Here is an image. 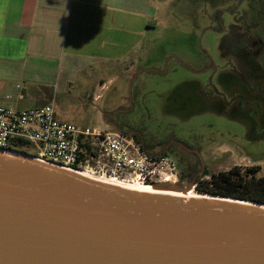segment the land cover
<instances>
[{"label": "rangeland", "instance_id": "1", "mask_svg": "<svg viewBox=\"0 0 264 264\" xmlns=\"http://www.w3.org/2000/svg\"><path fill=\"white\" fill-rule=\"evenodd\" d=\"M152 1L154 27L132 31L134 47L86 68L66 91H56L58 119L133 130L128 134L140 135L146 150H166L176 160L173 141L185 142L199 152L208 188L226 186L216 176L235 165L260 166L264 175V102L254 105L264 99V58L255 49L262 42L250 43L257 31L252 23L261 19L257 7L250 8L254 2ZM188 191L213 195L196 185Z\"/></svg>", "mask_w": 264, "mask_h": 264}, {"label": "water", "instance_id": "2", "mask_svg": "<svg viewBox=\"0 0 264 264\" xmlns=\"http://www.w3.org/2000/svg\"><path fill=\"white\" fill-rule=\"evenodd\" d=\"M219 197L130 190L0 150V264H264V203Z\"/></svg>", "mask_w": 264, "mask_h": 264}, {"label": "crops", "instance_id": "3", "mask_svg": "<svg viewBox=\"0 0 264 264\" xmlns=\"http://www.w3.org/2000/svg\"><path fill=\"white\" fill-rule=\"evenodd\" d=\"M155 19L152 0H0V106L55 108L56 91L123 57Z\"/></svg>", "mask_w": 264, "mask_h": 264}, {"label": "built area", "instance_id": "4", "mask_svg": "<svg viewBox=\"0 0 264 264\" xmlns=\"http://www.w3.org/2000/svg\"><path fill=\"white\" fill-rule=\"evenodd\" d=\"M19 141L29 142L38 160L100 179L175 186L181 182L177 160L167 153L152 154L117 129L62 121L52 102L24 109L0 106V150H10Z\"/></svg>", "mask_w": 264, "mask_h": 264}, {"label": "trees", "instance_id": "5", "mask_svg": "<svg viewBox=\"0 0 264 264\" xmlns=\"http://www.w3.org/2000/svg\"><path fill=\"white\" fill-rule=\"evenodd\" d=\"M241 2L245 0H240ZM252 4V7H257L259 14L258 16L261 17L259 21L255 23H252V26H257L256 34H253L250 38V43L253 41H261L262 44L258 45L255 49L256 51L260 52L258 56H260L259 60H262L264 58V0H250L249 5ZM247 8V7H246ZM238 9V6L235 8H230V12H234ZM246 10V9H245ZM223 10L218 11V17L220 20V16L222 15ZM219 31H223L224 26L220 24V26L217 28ZM257 57V56H256ZM264 61V60H263ZM264 64V62H263ZM245 99L248 101L249 97H245ZM257 104L254 103L255 106H261L264 102V99L260 98L257 100ZM108 124H112L110 122H107ZM120 131L124 133H130L133 132V130L125 131L121 128H119ZM118 130V129H117ZM138 142L142 143L143 148H145V144L143 143L142 138L138 134L132 135ZM32 148V145L27 141H19L17 142L12 150L20 151V152H28V149ZM148 151V150H146ZM149 152V151H148ZM152 153V152H150ZM166 153V150L160 152V153H152V154H164ZM177 162L180 169V181L186 182V184L194 183L197 186V190L203 191L205 193H210L213 195H219V196H228V197H235L240 199H250L255 200L259 202L264 203V175H259L258 172L260 170V166H250L247 167L245 170H242L239 166H233L229 168L228 170H221L218 172L216 178L224 180L227 182L226 186H216L215 188H208L209 182L206 180H201V178L206 174V172H203L202 175H197V171L201 168H196V170H191V167L187 166L185 162H182L181 158H177ZM186 167H184L185 165Z\"/></svg>", "mask_w": 264, "mask_h": 264}, {"label": "bare ground", "instance_id": "6", "mask_svg": "<svg viewBox=\"0 0 264 264\" xmlns=\"http://www.w3.org/2000/svg\"><path fill=\"white\" fill-rule=\"evenodd\" d=\"M80 174H82V173H80ZM83 175H86V174H83ZM86 176H89V175H86ZM89 177L97 178L94 176H89ZM97 179H100V178H97ZM100 180H104V179H100ZM104 181L115 183L118 185H122L126 189H130V190L154 192V193H160V194H166V195H172V196H182V197H196V198H211V199L230 200L228 198H221L219 196L215 197V196H210L207 194H195V193H193V191H188L187 189L182 190V191L157 189L155 186H153L151 184H146V183H141V182H135V183L129 182V183H127V182L116 181V180H104ZM232 200H235V199H232ZM235 201L243 202L240 200H235Z\"/></svg>", "mask_w": 264, "mask_h": 264}, {"label": "flooded vegetation", "instance_id": "7", "mask_svg": "<svg viewBox=\"0 0 264 264\" xmlns=\"http://www.w3.org/2000/svg\"><path fill=\"white\" fill-rule=\"evenodd\" d=\"M173 144L175 145L173 148V153L177 156V158H181L182 162H185L189 168L191 167V170L201 168L197 171V175H202V173L205 172V168H203V162L198 151L194 150V148H192L189 144H186L180 140H174ZM189 184H186V182L182 181L180 182L179 187L184 188V186L187 187L186 185ZM193 185L195 184L193 183Z\"/></svg>", "mask_w": 264, "mask_h": 264}]
</instances>
